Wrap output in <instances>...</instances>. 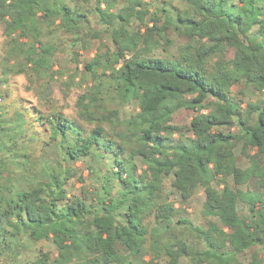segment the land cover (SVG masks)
Returning <instances> with one entry per match:
<instances>
[{"label": "trees", "instance_id": "16d2710c", "mask_svg": "<svg viewBox=\"0 0 264 264\" xmlns=\"http://www.w3.org/2000/svg\"><path fill=\"white\" fill-rule=\"evenodd\" d=\"M122 1L128 5L116 13ZM181 3L151 14L141 0H0V223L8 242L25 236L51 244L54 251L39 252L32 264H233L225 248L241 253L262 243L227 180L238 186L253 179L264 188V100L242 108L232 92L264 93V0ZM86 8L102 25H116L114 48L102 44L82 75L61 82L57 44L44 40L42 24L60 28L75 47L84 42ZM133 17L143 25L134 33ZM169 32L186 40L175 53ZM14 76L36 101L21 108L23 136L12 134L17 111L7 103ZM182 110L192 113L189 125H173ZM239 145L247 169L238 164ZM47 148L56 151L52 163ZM99 155L113 159L111 173L96 176L102 193L71 196L69 181L84 183L74 164ZM168 177L185 201L202 185L204 215L220 224L208 220L203 230L175 222L179 211L164 197ZM111 179L120 185L114 194ZM257 208L250 204L258 230Z\"/></svg>", "mask_w": 264, "mask_h": 264}, {"label": "rangeland", "instance_id": "374dc122", "mask_svg": "<svg viewBox=\"0 0 264 264\" xmlns=\"http://www.w3.org/2000/svg\"><path fill=\"white\" fill-rule=\"evenodd\" d=\"M145 5V8H149L151 14L157 12L161 7L166 6L170 10L175 11L176 9H182L183 5L181 0H141ZM166 3V4H164ZM95 2H91V6H95ZM127 3L122 1L121 5L115 9L116 13L122 12L123 7H127ZM90 6V7H91ZM90 11L87 14V17L80 19L81 23L84 25V42L79 43L77 46H73L71 37H67L61 31L60 28H48L47 24H42L43 29V38L45 41H49L51 43L57 44V64L55 69H61L66 72L64 82L68 79V77L78 71L80 75L84 73V65L89 62L94 54L100 49L101 45H107L111 49L114 48V44L112 42V31L115 24L113 26H104L97 19V15L95 12L91 10V8H86ZM146 23L149 22V17L146 18ZM59 24V21H57ZM143 25L140 24V21L135 17L130 18V31L132 33L142 29ZM143 31V30H142ZM169 39L171 40V45H169L168 49L170 52L175 53L177 51L178 46L184 45L186 40L184 38L178 37L173 32H169ZM5 43L4 37L2 34V30L0 27V62L2 55L4 54ZM76 52L78 54V62H75L73 57V53ZM78 70H77V69ZM80 77L76 78V82H78ZM12 84V92L10 99L7 103L13 105L11 109L17 111L15 117L13 119V133L19 134V136H23V132L20 131V126L24 125L23 122V113L25 107L33 106L36 102L32 95L24 90L26 85V81L23 77L14 76L11 78ZM60 84V83H59ZM4 86L3 75L0 69V87ZM234 98H237L241 102V107L245 108L246 104L251 102L255 103L258 100H264V93H258L253 88H240L234 87L233 90ZM1 102V101H0ZM65 103L68 106L74 105V95L72 94L68 101ZM3 104V103H0ZM6 104V103H4ZM135 108V104H132L130 107L126 108L125 111H130ZM18 109V110H17ZM68 114H71V110L67 109ZM192 119V113L188 111H179L173 117L172 124L187 126L189 125ZM17 126V127H16ZM19 126V127H18ZM235 130V129H233ZM227 131V130H225ZM14 137V136H13ZM174 139H178V135L173 137ZM6 139V138H5ZM173 139V140H174ZM2 142L6 145H10V141L2 140ZM46 154L49 158V163H52L56 158V151L53 148H47ZM247 153L249 155H254L256 150H248ZM235 154L238 158V164L242 169H247L249 167V159L246 157L242 150V145H239L235 151ZM261 162L264 163V156L261 157ZM113 164V159L111 155H99L95 158H85L82 162H78L74 164V168L78 170L80 176L83 177V182L78 180V177L69 181L67 189L69 190V194L72 195H81L84 191L90 195H93V199L96 198L97 194L102 193V182L96 180V176L104 177L106 173H111V167ZM137 165L141 167L140 160H137ZM140 170L138 173L140 174ZM109 176H112L111 174ZM113 179V178H112ZM111 179V180H112ZM173 177H168L164 180V197L169 198V200L175 203L176 208L179 211V215L174 219L177 222L180 218L182 220H186L189 222L190 226L193 228H207L208 220L214 221L215 223L220 224L218 218L207 217L204 215V204L206 202V193L205 189L202 185L196 187L192 197L188 200H183L181 195L172 187ZM104 180V179H103ZM228 184L232 186L233 189L240 192V204L239 211L242 219L245 220L247 224L253 225L255 231H252L256 236H259L262 240L261 244L253 245L248 249L244 250L241 253H237L232 246H228L223 251L226 253L225 258L232 260L233 264H264V188L257 180H249L247 183L235 186L231 180H227ZM111 184L113 188H110L112 194L117 192L120 189V185L116 183V181L112 180ZM247 191H251L246 193ZM98 192V193H97ZM87 194V195H88ZM257 203L260 213V220H257L260 224V228H258L253 223L254 219L251 217L250 212V204ZM257 215V217H258ZM262 222V223H261ZM5 222L0 223V264H32V261L35 259L37 254L41 251H54L53 247L49 243H35L28 242L27 238L22 240L23 242H8L7 233L5 232ZM179 230H186L179 227ZM192 240L197 241L196 237L192 235ZM6 239L7 242H3ZM201 242V241H200ZM19 254L18 257L11 258V255ZM149 258H147L148 260Z\"/></svg>", "mask_w": 264, "mask_h": 264}]
</instances>
